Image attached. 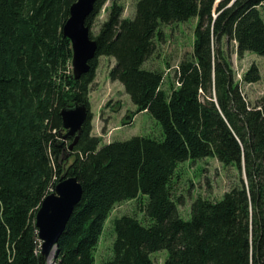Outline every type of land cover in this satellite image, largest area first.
I'll list each match as a JSON object with an SVG mask.
<instances>
[{"label":"trees","instance_id":"1","mask_svg":"<svg viewBox=\"0 0 264 264\" xmlns=\"http://www.w3.org/2000/svg\"><path fill=\"white\" fill-rule=\"evenodd\" d=\"M77 1L0 0V264H48L36 215L71 176L83 196L53 264H96L110 213L141 194L148 197L144 220H114L113 255L102 264H154L151 255L163 250L164 264H264V97L248 106L231 67L213 50L214 39L227 37L239 55L264 56V0H139L133 18H124L125 7L113 0L95 35L92 27L108 2L99 0L86 20L97 53L79 80L63 33ZM193 18L199 19L194 53L178 67V86L168 93L165 73L144 64L163 39L162 26ZM103 56L115 59L111 80L124 86L136 114L160 123L162 139L103 144L92 134L90 93ZM244 80H260L255 66ZM82 104L88 118L71 150L61 111ZM207 157L237 166L242 177L220 201L197 198L185 220L176 171L189 159Z\"/></svg>","mask_w":264,"mask_h":264},{"label":"rangeland","instance_id":"2","mask_svg":"<svg viewBox=\"0 0 264 264\" xmlns=\"http://www.w3.org/2000/svg\"><path fill=\"white\" fill-rule=\"evenodd\" d=\"M125 7L124 18H133L139 0H117ZM113 0H108L102 12L95 20L92 32L97 35L103 23L107 20ZM264 19V3L260 8ZM216 12L213 14L215 18ZM198 18L187 22H178L161 27L162 41H157L156 53L144 64L145 69L161 70L165 73L163 89L170 91L177 87L176 71L180 64L190 59L194 53ZM214 54L223 56L233 72V82L248 106L256 107L264 97V56L255 53L238 54V44L227 37L220 43L214 39ZM115 65V59L100 57L96 79L91 87L90 102L93 113V135L102 139L103 144L114 141H127L136 136L155 139L163 138L160 123L149 113L136 114V106L126 93L124 86L111 80L110 71ZM255 66L260 80L248 83L245 75ZM213 96L215 92L213 89ZM202 101H205L202 96ZM242 177L237 166H224L218 159L207 157L200 160L189 159L181 163L174 180L179 186L178 196L184 197V203L179 206V215L185 220L192 216L193 202L202 197L211 201H220L225 193L239 184ZM245 178V176H244ZM148 197L141 194L138 199L117 204L105 222L96 251V264L110 259L116 239L113 222L124 215L134 216L144 220L142 206L147 205ZM55 254V253H54ZM55 256V255H54ZM154 264H164L168 251H159L151 255ZM54 259L51 264H53Z\"/></svg>","mask_w":264,"mask_h":264},{"label":"water","instance_id":"3","mask_svg":"<svg viewBox=\"0 0 264 264\" xmlns=\"http://www.w3.org/2000/svg\"><path fill=\"white\" fill-rule=\"evenodd\" d=\"M99 0H78L70 9V17L63 28V33L72 43V70L74 78L79 80L91 70L90 62L95 59L97 42L90 37L87 18L93 13ZM86 105H77L61 111L63 129L67 132L64 138H72V150L78 143L83 126L88 118ZM83 196V188L74 176L62 179L49 194L36 215V227L41 241V254L49 259L55 253L59 240L63 236L67 224L76 206ZM56 257V255H55ZM54 257V258H55Z\"/></svg>","mask_w":264,"mask_h":264},{"label":"bare ground","instance_id":"4","mask_svg":"<svg viewBox=\"0 0 264 264\" xmlns=\"http://www.w3.org/2000/svg\"><path fill=\"white\" fill-rule=\"evenodd\" d=\"M55 254L54 253H52V255L49 257V259L47 260L48 261V264H51L52 263V261H53V259H54V256Z\"/></svg>","mask_w":264,"mask_h":264}]
</instances>
